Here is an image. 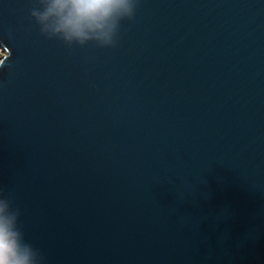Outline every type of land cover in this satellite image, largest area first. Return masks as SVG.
<instances>
[{
  "label": "water",
  "instance_id": "obj_1",
  "mask_svg": "<svg viewBox=\"0 0 264 264\" xmlns=\"http://www.w3.org/2000/svg\"><path fill=\"white\" fill-rule=\"evenodd\" d=\"M0 0V187L47 264H264V0H140L116 45Z\"/></svg>",
  "mask_w": 264,
  "mask_h": 264
},
{
  "label": "clouds",
  "instance_id": "obj_2",
  "mask_svg": "<svg viewBox=\"0 0 264 264\" xmlns=\"http://www.w3.org/2000/svg\"><path fill=\"white\" fill-rule=\"evenodd\" d=\"M140 0H33L29 16L40 35L65 46L116 45L122 21L135 16ZM0 264H47L26 237L20 210L0 187Z\"/></svg>",
  "mask_w": 264,
  "mask_h": 264
},
{
  "label": "rangeland",
  "instance_id": "obj_3",
  "mask_svg": "<svg viewBox=\"0 0 264 264\" xmlns=\"http://www.w3.org/2000/svg\"><path fill=\"white\" fill-rule=\"evenodd\" d=\"M4 56H5V54L2 51H0V62L2 61Z\"/></svg>",
  "mask_w": 264,
  "mask_h": 264
}]
</instances>
